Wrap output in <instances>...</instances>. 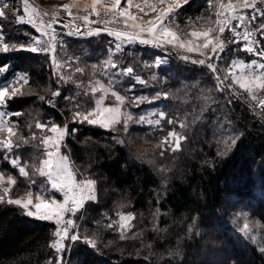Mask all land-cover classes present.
<instances>
[{
  "label": "trees",
  "instance_id": "trees-1",
  "mask_svg": "<svg viewBox=\"0 0 264 264\" xmlns=\"http://www.w3.org/2000/svg\"><path fill=\"white\" fill-rule=\"evenodd\" d=\"M5 2L2 23L14 47L9 44L7 51H0V66H7L0 83L16 72L28 76L27 92L7 100L14 132L26 136L30 128H36V121L48 118L54 125H67L64 150L79 178L95 180L97 196L72 214L68 236L78 234L80 239H65L60 253L50 246L58 239L55 221L40 220L19 205L0 201V264H57L58 256L62 264H264V251L237 236L232 223L239 209H248L264 231V114L253 107L249 97L228 96L225 90L218 93L223 109H217L219 103L204 106L205 96L217 93L216 75H222L221 67L216 64L213 74L206 65L183 59L175 47L164 50L139 41L113 53L114 37L102 31L85 41L67 38L59 56L69 67L62 73L51 53L28 50L24 29L34 38L39 32L36 26L18 21L24 15L20 0ZM215 2L189 0L174 17L175 25L198 24L203 16L215 19ZM261 23L264 16L256 26ZM258 34L264 51V38ZM233 55L247 60L255 57L239 49ZM108 56L134 71L114 84L129 98L124 108L140 114L160 107L166 114L163 122L152 126L130 119L127 131L123 123L117 126H123L118 128L119 135L110 128L73 120L74 112H88L95 106L82 86L90 87L94 79L90 80L84 68L76 71L77 60L90 63L95 77L107 80L94 63ZM159 58L167 61L159 64ZM137 76L144 83L131 79ZM131 84L135 88L127 91ZM203 86L207 93L202 92ZM56 90L60 91L58 101L48 103ZM139 95L159 97L133 107L132 97ZM169 120L186 136L182 149L162 146ZM13 139V155L28 170L27 177L21 176L5 158L7 149L0 148V169L16 178L13 194L45 190L41 195L56 197L57 191L37 171L36 150L23 143L22 137ZM42 183L45 189L39 190ZM121 213L134 215L128 230L116 225ZM86 239L93 240L95 247Z\"/></svg>",
  "mask_w": 264,
  "mask_h": 264
},
{
  "label": "snow or ice",
  "instance_id": "snow-or-ice-1",
  "mask_svg": "<svg viewBox=\"0 0 264 264\" xmlns=\"http://www.w3.org/2000/svg\"><path fill=\"white\" fill-rule=\"evenodd\" d=\"M0 2H3V0H0ZM260 2L264 4V0H260ZM20 3L23 5L22 11L24 15L18 16V21L24 22V16H27V23L34 24L37 23V18H39L38 30L42 36L49 37L48 40L43 41L40 38H34V46L28 50L53 54L52 62L54 64L57 63L55 59L57 40L56 28L59 27L66 29L70 25L76 24L77 20H80L83 25H89L92 23H103L105 25V28L94 29L88 33L89 35H99L102 31H106L108 35L124 44H131L135 41H139L141 44L157 47L172 46L184 49L187 52H199L201 56H203L205 50H207L211 53L207 56V61H211L213 56L219 60L220 55L224 52L226 46L225 41L220 39V35H222L227 29L232 34L228 38V43H238L240 40H243L246 44L241 46L239 49L240 51L255 53V55L264 59V51L255 52L253 45L258 44V41L250 39L253 32H259L261 38H264V23H261L252 31L248 30V25L253 23L257 18V13L255 11L257 0H227L226 3L225 0H216V27H207L203 31L193 30L190 33H187V36L190 37L187 40L181 39V35L174 31L166 21L170 18L174 19L175 11L184 4L189 3V0H91L90 10L89 7H85L83 11L87 14L83 16L73 15L72 8L76 6L74 2L70 5L65 4L61 6L62 10L69 18L67 24H62L60 22V19L58 18L59 13H53L52 19L46 23L43 17L47 16L48 13L38 12L35 7H32L29 4V0H20ZM122 4L124 5L123 7ZM4 8H7V3H3V7L0 8V17L5 16ZM133 8L143 15L134 14L131 11ZM246 9L254 10L250 19L244 15ZM149 14L154 15H152L151 19L144 20L143 16H148ZM102 15L110 17V19L101 20ZM260 15L264 16V12H260ZM91 16H95L97 19L93 21L90 19ZM234 22L235 27H233ZM110 23H122L124 27L123 29H109L107 26ZM79 27V25L76 26V33H79ZM241 27L244 28L243 33L236 31L237 28ZM213 33H217V35L214 36ZM233 37L235 39H233ZM120 47V43H117L115 46L116 50H119ZM3 49L4 51H7L8 45H3ZM183 59L187 60L189 57L184 56ZM192 62L206 65L213 74L217 73L216 64L213 62L206 63V59L193 60ZM109 66L111 68H118V65L112 59H109L105 61V74H107V67ZM254 68L264 70V63L252 61L248 64L240 63L237 65L233 62L229 68V74L232 76L233 83L238 85L239 89L248 93L252 100H257L258 97L256 93L264 91V71L254 72ZM246 69L248 70L247 72L245 71ZM6 70V66H0V72ZM236 70L239 71V75L236 74ZM76 71L80 72L82 69L77 68ZM132 72L133 69L130 67L122 70V74L130 75ZM224 79L227 80L228 75H225ZM216 80L218 81V90L223 91V88L220 87V85L223 84V81L220 80L218 74L216 75ZM27 83V78L21 75L16 80V86L5 85L0 87V106H4L9 98L22 95L21 88ZM140 83H144V81L141 80ZM228 87L231 89L232 85H228ZM134 88L135 84L129 85L130 91ZM91 92L93 94L97 92L101 93L100 97L95 102V106L88 112H74L73 120H79L81 123L87 122L88 124L99 125L105 128L120 123V116L122 115L120 105L123 104L124 97L113 91L111 95L115 97L117 103L112 106L105 105L104 97L108 94V89L99 81H97L96 85L91 88ZM52 95L57 96L59 93L53 92ZM164 95L166 98L167 94L165 93ZM236 95L239 94L237 93ZM39 99L43 100L44 97H39ZM140 99H142V97H134L133 102L138 103ZM229 103H231V101H229ZM258 103L261 108H264V99H259ZM5 115V113L0 112V132H7L8 136L5 139L0 140V148L11 151L14 146L11 137L15 135V125H9L4 120ZM14 115H19V113H15ZM159 115L160 119L165 118L164 113H160ZM126 119L130 120L132 117L128 115ZM160 119L149 121V123L159 125ZM168 122L171 124L173 121L169 120ZM36 127L42 131L47 128V131L53 134L44 136L41 139V143L45 146V158L41 161V167L38 168L37 171L41 176L47 177L52 190L62 194V200L58 201L54 197L45 199L43 195H37L34 202L32 192L29 191L26 201L21 199H8L7 203L19 205L26 210V214L29 216H34L44 221L55 220V223L59 225L65 214L75 213L85 200L95 199L93 194L94 181H77L75 173L71 170L68 157L61 154L60 147L63 143L64 137L68 134L67 125L61 128L59 125L47 127V125L37 123ZM180 127H183V125L181 124ZM72 131L75 132L76 129H73ZM125 131H127L126 125ZM169 137L175 138V147L173 148V151L179 149L181 139H186V137H179L174 131L169 133ZM33 139H35V134H33ZM234 142L235 141H233V143ZM25 143H27V141H25ZM16 146L18 147L19 145ZM5 158L7 159V157ZM11 164L13 167L18 168L21 176H28L25 167L20 166L18 160H12ZM3 180L4 176L0 173V182H3ZM7 182L10 185H15L16 179L12 176H8ZM3 192L7 194L10 192V188H4ZM3 200L4 196H0V201ZM133 218L134 217L130 215L121 216V221H130ZM73 223L74 222L71 219L65 221V225H72ZM109 227H111V225H109ZM126 227H129V225L121 223L122 231ZM244 229L247 230L248 225H244ZM54 235L58 239L50 246L54 248L57 253H60L63 247L61 245V240L80 239L78 234H73L69 237L67 226L59 228ZM85 242L95 247V242L93 240L86 239ZM57 264H62V258L59 256L57 257Z\"/></svg>",
  "mask_w": 264,
  "mask_h": 264
},
{
  "label": "rangeland",
  "instance_id": "rangeland-1",
  "mask_svg": "<svg viewBox=\"0 0 264 264\" xmlns=\"http://www.w3.org/2000/svg\"><path fill=\"white\" fill-rule=\"evenodd\" d=\"M74 2L76 4V6L72 8V12H73L74 16L86 15L87 13L83 11V9L85 7H89V10H90L91 0H43V1H41V0H29V4L32 7H35L38 10V12H40V13H48L47 16L43 17V19H44V21L46 23L49 20L52 19L53 13H59L58 18L60 19V22L62 24H67L69 18L67 17L66 13L62 10L61 6L65 5V4H69L70 5V4H73ZM225 2H227V0H225ZM3 3H6L5 0H3V2H0V8L3 7ZM123 6L124 5L122 4V7ZM179 9H181V7H179L176 10V13L174 14V17H176L177 12L179 11ZM4 11H5V8H4ZM253 11H254L253 9H246L244 11V15H246L250 19ZM255 11L257 13V18H256V20L253 23L248 25V30L249 31H252V30L257 28L256 23H257L258 19L261 16L260 12L264 11V4H262L260 2V0H257ZM132 12L134 14H137V15H143L141 13H138V11L135 8L132 9ZM216 12H217V9H215V19L213 17L203 16L204 20L202 22H200L198 24H195L194 22H189V23H187L185 25H181V28H177V26L174 23L175 21H173L174 20L173 18H170L168 21H166V23L169 24V26L174 31H176L177 33H179L181 35V39L187 40V39L190 38V37L187 36V33H190L193 30L203 31L207 27H216V24H215L216 17H217ZM152 15H154V14H149L148 16H143V19L144 20L151 19ZM4 17H0V51L4 50L3 49V45H5V44L8 45V48H9V44H10L11 48L14 47L11 39L9 38V36L7 35V33L5 31V28H4L5 26L2 23ZM91 17H95V16H91ZM27 19H28V17L24 16V21L25 22H27ZM107 19H110V17L103 16V15L101 16V20H107ZM211 20H212V22H211ZM79 22H81V21L77 20L76 24L70 25L66 29L65 28H59V27L56 28L57 40H56L55 59H56V62H57L56 65L57 64L59 65L58 67H60V70H61L62 73L64 72V69L69 67L68 65H66L65 61L61 60V57L59 56V54L61 52L60 48L62 46L64 47V45L66 44L67 38L75 39V40H79V41H85V40H88L90 37H94L93 35H89L87 32L84 31V30L95 29V25L94 24L83 25L82 28L79 27V33H76V25H78ZM101 24L104 25L103 23H101ZM30 25L36 26V28L38 29L39 18H37V23L30 24ZM102 25H101V27H98V28H101V29L105 28V25L104 26H102ZM107 27H110L109 29H123L124 26H123L122 23H116V24H111L110 23L109 26H107ZM233 27H235V22L233 23ZM80 29H84V30H80ZM180 29H184V30L182 31ZM236 31L243 33L244 28L243 27L237 28ZM38 32L39 33H38V35L35 38H40L42 41L49 39V37L42 36L39 30H38ZM62 32H66L68 34L64 35ZM258 33L259 32H253V35L250 37L251 40L258 41V44L253 45L254 48H255V52H260L261 51L260 50V47H261L260 37H259ZM24 34L28 35L27 40L29 39V46L33 47L34 46V44H33L34 37H32V35H30V33L26 29H24ZM213 35L215 36V35H217V33H213ZM231 35H232L231 32H229L227 29L225 30V32L222 35H220V39L225 41V45L226 46H225L224 52L220 55L219 60H217V58L215 56H213L211 61H207V56L211 54L207 50H205V54L203 56H201L199 52H187L184 49H180L178 47H175L174 49L177 48L176 50L181 52V54H182L181 56L182 57H184V56L189 57V59H187L188 61L192 62L193 60L206 59V63L207 62H213L215 64H218V66H220L221 69H222V75L220 76V80L223 81V84L220 85V87L223 88V91L225 90L227 92V94L231 93L233 96L239 97L240 99H243L244 96L249 97L250 101L253 104V107H255L256 109H259L264 114V108H261L259 106V103H258L259 99H264V91H260V92L256 93L258 99L257 100H252L251 97L248 95V93L243 92V90L239 89L238 85H235L233 83L232 76L229 74V68L233 64V62H235L238 65L240 63L248 64V63H250L252 61H257V63H264V60L261 59L260 57H258L257 55H255V57L253 59H251V60H247L244 57H239V56L233 55L236 51H238V49L241 48L242 45L246 44V42L243 41V40H240V42H238V43H228L227 42L228 38ZM233 39H235V38L233 37ZM113 41H114V46L112 47L113 53H116V51H119L120 49H123L125 45H128V44H121L120 43L121 44L120 49L116 50L115 46L119 42L115 38H113ZM16 46H17V44H16ZM41 46H43V45H41ZM155 47H157V46H155ZM167 47H171V46L157 47V48L165 50ZM253 54H255V53H253ZM51 55H53V54H51ZM109 59H112V57L108 56L106 59H104L103 62H101L98 65L94 63L95 68L99 69V72L102 71L103 75L107 78V80L100 79L99 77H95L94 67L90 63L86 62V64L84 65L79 60H77L78 68L82 69V70H83V68L88 70L89 71L90 80L94 79V81L91 82L90 87H88V85H86V84L82 85L84 87L83 89L86 91L85 93H89L91 95V97L96 102V100L100 97L101 93L97 92V93L93 94L91 92V88L96 85L97 81H99L101 84L104 85L105 88L108 89V94L104 97V104L105 105L112 106V105H115L117 103L116 100H115V97H113L111 95V93L113 91L116 92L118 95L124 97V102H123V104L120 105V109H121V113H122V115L120 116V123H123L124 125H126L127 128H129L131 123L129 122L128 119H126V117L128 115H130L132 117V119L135 118L134 123H144V124H148V125H152V126H157V124L149 123V121H155L157 119H160V115H159L160 113H164V115L166 116L164 110H161L160 107L149 108L148 110L143 111L140 114L139 113L135 114V112L132 113L129 110L130 108L129 109H125L124 108L123 105H126V103L129 101V98L127 97L126 93H125V96H124L116 88H114V84L117 81L121 82L125 76H128L127 74H122V70L125 69V68H128L130 66L121 67L119 64H118V68H111L109 66V67H107V74H105V61H107ZM112 60L114 61V59H112ZM158 61H159V64H160V63H165V61H167V60H166V58H159ZM153 64L155 65V61L153 62ZM130 68H132V67H130ZM6 69H7V66H6ZM245 71L247 72L248 70L246 69ZM253 71L254 72H258V71H264V70H259V69H255L254 68ZM6 72H7V70L4 71V72H0V79L4 76V74ZM133 72L131 74H133ZM236 74L239 75V71L238 70H236ZM21 75L25 76L27 78V80H28V76L25 73L16 72L12 76H10V78H8V79H6L4 81H1L0 87H3L5 85L16 86V80ZM225 75H228V79L227 80L224 79ZM131 79H134L136 81L143 80V78L141 76H137V77H134V78L131 77ZM152 80H150V82ZM106 82H110V83H106ZM224 82H227V83H224ZM196 83L197 82L193 81L192 85H196ZM76 85H78V84H76ZM228 85H232V88L229 89ZM25 89H28L26 84H24L22 86L21 92L22 93L27 92V90H25ZM126 90L127 91L129 90V85L126 86ZM202 90H203L202 92H204V93L208 92V88H206V86H203ZM30 91L31 90H28V92H30ZM60 91H61V89H60ZM60 91L56 90L55 92H58L60 94ZM216 91H217V93L215 92L214 94L212 93V94H210L208 96H205V98H204L205 99L204 106L210 105L211 103L212 104L213 103H216V104L219 103L217 105V109H223V106L221 105L222 102L219 100V97H218V93L220 94V92H222V91H219V90H216ZM237 93L239 95H236ZM57 96H54L50 100H48V103H56L58 101L57 100L58 99ZM228 96H229V94H228ZM134 97H132V98H134ZM138 97H142V99H140L139 101L152 102V101H155L156 99H158L159 96L156 95V96H153V98H146V99H143V98L146 97L145 95H139ZM189 101H190L189 98H185L183 100V102L185 104H188ZM6 105H7V103L4 106H0V112H3V113L6 114L4 116V120L9 125H12V123H11V115L13 113L6 109ZM133 107H136V103H134V102H133ZM92 109L93 108H89L88 111H91ZM51 120H52L51 118H48V120H46L44 122H37L36 121V123L44 124V125H47V127H51L52 125H54ZM164 120H165V118L164 119H160V123H161V121L163 122ZM120 123L113 124V125H111L108 128L116 130L119 133L118 128L123 127L122 125H120L117 128V126ZM61 128H63V127H61ZM172 131L177 133V135L179 137H186L184 134H182V133L177 131L176 123L172 122L170 124L168 130H167V133L162 137L161 143H162L163 148L167 145L169 148H171V150H173V148L175 147V138L169 137V133L172 132ZM1 133H3V132H0V134ZM5 133H6L5 137H2L0 135V140H3V139H5L8 136L7 132H4V134ZM27 133H28V135L25 136L24 132L23 133L16 132L15 135H13L11 137V141H12V143L15 141L13 139V137H22L23 138V143H25V141H27V143H25V144L31 145L34 148V150H36L35 163L38 160L39 161V165L41 167V161L45 158V146L41 143V139L44 136L53 135V134L48 132L47 128H45L42 131L41 129H39L37 127L34 128V129L30 128ZM33 134H35V139H33ZM119 135H120V133H119ZM65 138H66V136L64 137L63 143H62V145L60 147L61 154L68 157L71 170L75 173V177H76L77 181H84V180L94 181V193L93 194H94L95 199H96L97 195H96V182H95V180L90 178V177L79 178V176L77 175V173L75 171V167L73 165V162H72L69 154L64 150ZM119 139H121L120 136H119ZM183 140L185 141V139H181V141H180L179 149H182V147H183V142H184ZM13 154L14 153L12 152V150L8 151L7 154H6V157L8 159H10V161L18 160V162H19L20 158H17ZM40 154H44V156L40 157ZM25 170L28 173V170L26 168H25ZM0 173H2L3 176H4L3 182H0V196H4V199H6V200H8V199H21V200H25L26 201L27 200V194H28L29 191L28 192L18 193L16 195H14L13 194L14 185H10L7 182V177L8 176H12V175H9V173H6L5 171H2L1 169H0ZM12 177H14V176H12ZM45 178L47 179V177H45ZM47 181L48 180H46V183H47ZM4 188H10V192L5 194L3 192ZM44 189H45V186L43 185V183L39 184V190H44ZM31 192H32V195H33V200L35 202L36 196L44 194L46 191L44 190V191H41L40 193H37V192L35 193L33 191H31ZM58 194H60L61 197L57 196ZM54 198L56 200H58V201H61L62 200V194L59 193V192H56V197H54ZM45 199H48V197H45ZM86 201L87 200L84 201V203L82 204L81 207L84 206ZM72 214H74V213H67V214L64 215L63 219L61 220L60 224L58 225V229L62 228V227H65V226H67V227L70 226V225H65V221H67L69 219H71L74 222ZM129 215L134 217V215L132 213H121L118 216L116 225L118 226V228L120 230H121V223H126V224L129 225V227H126L124 230H128L132 226L133 219H131L130 221H123V222L121 221V216H129ZM53 221H55V220H53ZM232 223H233V226H234L235 234L237 236L242 237L245 241L251 242L252 244L257 246L260 250L264 251V231H263V227H262L261 223L254 217V215L252 214L251 211H249L248 209H239L237 211V213L234 215V219H233ZM244 225H248V229L247 230L244 229ZM63 241L65 243V239L61 240V243Z\"/></svg>",
  "mask_w": 264,
  "mask_h": 264
},
{
  "label": "built area",
  "instance_id": "built-area-1",
  "mask_svg": "<svg viewBox=\"0 0 264 264\" xmlns=\"http://www.w3.org/2000/svg\"><path fill=\"white\" fill-rule=\"evenodd\" d=\"M226 3V2H225ZM175 13H176V11H175ZM174 13V14H175ZM90 19L91 20H96V17H90ZM216 20H217V17H216ZM92 24H94L95 25V29H97L98 27H101V23H99V24H97V23H92ZM79 26H80V28H82L83 27V24H82V22H79V24H78ZM77 26V25H76ZM102 26H104V25H102ZM109 26V25H108ZM108 28H110V27H108ZM80 30H84V29H80ZM94 29H92V30H84L85 32H87V33H89V32H91V31H93ZM62 31V30H61ZM64 35H67L68 33H66V32H62ZM118 41V40H117ZM119 43H121L120 41H118ZM121 44H124V43H121Z\"/></svg>",
  "mask_w": 264,
  "mask_h": 264
},
{
  "label": "crops",
  "instance_id": "crops-1",
  "mask_svg": "<svg viewBox=\"0 0 264 264\" xmlns=\"http://www.w3.org/2000/svg\"><path fill=\"white\" fill-rule=\"evenodd\" d=\"M134 9V8H133ZM132 11V10H131Z\"/></svg>",
  "mask_w": 264,
  "mask_h": 264
}]
</instances>
